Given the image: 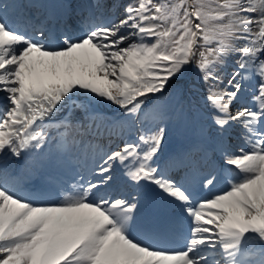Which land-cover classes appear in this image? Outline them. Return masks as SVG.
<instances>
[{
  "label": "snow or ice",
  "instance_id": "1",
  "mask_svg": "<svg viewBox=\"0 0 264 264\" xmlns=\"http://www.w3.org/2000/svg\"><path fill=\"white\" fill-rule=\"evenodd\" d=\"M0 264H264V0H0Z\"/></svg>",
  "mask_w": 264,
  "mask_h": 264
},
{
  "label": "rangeland",
  "instance_id": "2",
  "mask_svg": "<svg viewBox=\"0 0 264 264\" xmlns=\"http://www.w3.org/2000/svg\"><path fill=\"white\" fill-rule=\"evenodd\" d=\"M53 3L56 2V0H52ZM194 123H193V122ZM192 121H189L188 123L180 122V123H173L170 127V135L167 138V144L165 151L168 153L171 151L172 148L176 146H187L188 144L192 143L196 138H199V122L197 119H192ZM192 128V129H191ZM193 130V131H192ZM103 133V130H102ZM95 143H99V145L102 146L104 143L100 138L96 140ZM52 150L56 151L57 155L63 156V150L59 148L58 145H53ZM29 183H32L33 180L31 177L26 178ZM223 187V185H222ZM217 191V190H216ZM211 192H205L203 195L209 196L211 195ZM162 205V202H159ZM164 208V206H161Z\"/></svg>",
  "mask_w": 264,
  "mask_h": 264
},
{
  "label": "bare ground",
  "instance_id": "3",
  "mask_svg": "<svg viewBox=\"0 0 264 264\" xmlns=\"http://www.w3.org/2000/svg\"><path fill=\"white\" fill-rule=\"evenodd\" d=\"M108 133L107 132H104L102 133V135L99 137L104 143L102 144V146L106 145V144H111V140L108 139ZM96 142V141H95ZM97 144V143H96ZM99 144V143H98ZM181 148L180 147H175L171 150L170 153L172 152H175V151H178L180 150ZM54 153V152H53ZM57 153V152H56ZM69 167H71V165H69ZM222 185H218L217 186V189H214L213 191H216L218 190L219 188H221ZM161 206H164V204L162 203V205L159 203V202H155L153 205L150 206L151 210H158V209H163V207Z\"/></svg>",
  "mask_w": 264,
  "mask_h": 264
}]
</instances>
